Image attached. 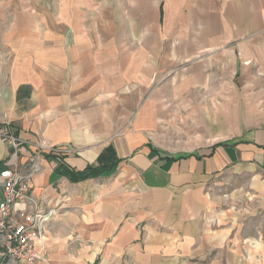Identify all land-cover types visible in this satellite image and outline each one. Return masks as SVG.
Segmentation results:
<instances>
[{
    "label": "crops",
    "instance_id": "0c3cea01",
    "mask_svg": "<svg viewBox=\"0 0 264 264\" xmlns=\"http://www.w3.org/2000/svg\"><path fill=\"white\" fill-rule=\"evenodd\" d=\"M5 129L57 211L35 264H233L204 216L223 179L264 209V0H0Z\"/></svg>",
    "mask_w": 264,
    "mask_h": 264
},
{
    "label": "built area",
    "instance_id": "2783aa9c",
    "mask_svg": "<svg viewBox=\"0 0 264 264\" xmlns=\"http://www.w3.org/2000/svg\"><path fill=\"white\" fill-rule=\"evenodd\" d=\"M13 131L0 132V139L12 149L14 162L0 172V236L4 241V253L14 263L35 264L42 260L40 246L45 224L57 213L54 208L41 209L31 196L32 175L40 170L30 158L21 163L19 156L24 144ZM53 152H60L51 149ZM65 152H75L65 149Z\"/></svg>",
    "mask_w": 264,
    "mask_h": 264
},
{
    "label": "rangeland",
    "instance_id": "374dc122",
    "mask_svg": "<svg viewBox=\"0 0 264 264\" xmlns=\"http://www.w3.org/2000/svg\"><path fill=\"white\" fill-rule=\"evenodd\" d=\"M177 136L173 138L170 136L164 143L170 147L178 145ZM170 139L172 143L169 142ZM245 184H248L246 179L237 183L223 179L211 185L209 188L211 208L204 216V221L209 227L208 230L227 233L229 248L236 250L240 256L239 259L231 260L233 264H264V247L257 248L251 244L254 239L264 243V209L257 207L254 195H250ZM209 219H213L214 222H210ZM3 253L4 241L0 236V264H23L11 262ZM219 263L222 264V260ZM200 264L209 263L202 261Z\"/></svg>",
    "mask_w": 264,
    "mask_h": 264
}]
</instances>
